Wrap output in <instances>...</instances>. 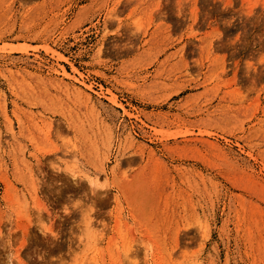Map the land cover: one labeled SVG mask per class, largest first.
Wrapping results in <instances>:
<instances>
[{"label": "rangeland", "instance_id": "rangeland-1", "mask_svg": "<svg viewBox=\"0 0 264 264\" xmlns=\"http://www.w3.org/2000/svg\"><path fill=\"white\" fill-rule=\"evenodd\" d=\"M0 264H264V0H0Z\"/></svg>", "mask_w": 264, "mask_h": 264}, {"label": "snow or ice", "instance_id": "snow-or-ice-1", "mask_svg": "<svg viewBox=\"0 0 264 264\" xmlns=\"http://www.w3.org/2000/svg\"><path fill=\"white\" fill-rule=\"evenodd\" d=\"M112 18H113V20H116V19H117V17H115V16H113ZM122 26H123L122 23H117V24H115V27H113V30H112V32H111V35H112L113 37H117V36L120 34V28H121Z\"/></svg>", "mask_w": 264, "mask_h": 264}, {"label": "bare ground", "instance_id": "bare-ground-1", "mask_svg": "<svg viewBox=\"0 0 264 264\" xmlns=\"http://www.w3.org/2000/svg\"><path fill=\"white\" fill-rule=\"evenodd\" d=\"M108 153V152H107Z\"/></svg>", "mask_w": 264, "mask_h": 264}]
</instances>
